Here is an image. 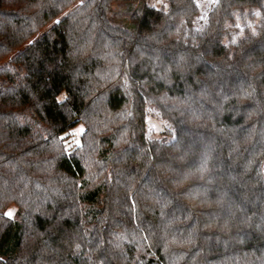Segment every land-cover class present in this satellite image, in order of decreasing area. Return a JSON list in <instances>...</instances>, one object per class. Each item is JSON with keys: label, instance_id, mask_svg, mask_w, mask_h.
<instances>
[{"label": "trees", "instance_id": "1", "mask_svg": "<svg viewBox=\"0 0 264 264\" xmlns=\"http://www.w3.org/2000/svg\"><path fill=\"white\" fill-rule=\"evenodd\" d=\"M199 12L0 0V264H264V0Z\"/></svg>", "mask_w": 264, "mask_h": 264}, {"label": "rangeland", "instance_id": "2", "mask_svg": "<svg viewBox=\"0 0 264 264\" xmlns=\"http://www.w3.org/2000/svg\"><path fill=\"white\" fill-rule=\"evenodd\" d=\"M149 5L160 8L165 7L168 8L169 0H145ZM217 0H196L200 12L198 16L195 18V27L203 28L204 25L208 21L209 13L213 6L215 5ZM79 4V2H77ZM76 4V5H77ZM143 2L141 1H127V2H114L112 4V12L110 16L114 23L126 26L133 27L134 22L131 20V13L137 11L141 8ZM49 24L47 28L50 26ZM46 29V28H45ZM44 29V30H45ZM43 30V31H44ZM147 116H146V136L149 139H162L165 136V132L168 131L173 133V129L169 122L163 118L161 112L158 107L151 103H147ZM85 130V124L81 121L79 122L68 134L66 137V144L69 148H73L80 143V137L83 132H80L78 135H74L77 133L79 129ZM9 210H13V216L11 218H15L18 215V205L15 203L8 204L2 211V214L5 215Z\"/></svg>", "mask_w": 264, "mask_h": 264}, {"label": "snow or ice", "instance_id": "3", "mask_svg": "<svg viewBox=\"0 0 264 264\" xmlns=\"http://www.w3.org/2000/svg\"><path fill=\"white\" fill-rule=\"evenodd\" d=\"M257 15H259V13H257ZM80 132H83V129H79L77 131V133H74V135H78ZM5 215L9 218H11L13 216V210H9L8 212L5 213Z\"/></svg>", "mask_w": 264, "mask_h": 264}]
</instances>
